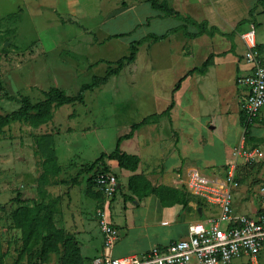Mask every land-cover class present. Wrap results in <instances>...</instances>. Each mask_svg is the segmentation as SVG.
<instances>
[{
	"label": "rangeland",
	"instance_id": "1",
	"mask_svg": "<svg viewBox=\"0 0 264 264\" xmlns=\"http://www.w3.org/2000/svg\"><path fill=\"white\" fill-rule=\"evenodd\" d=\"M133 5V0H0V114L17 110L23 97L34 103L45 99L44 91L52 87L76 95L94 76H103L110 67H116L100 60H119L129 54L131 41L149 32L162 34L181 23L168 17L150 27L134 24L136 19L130 15L137 8L132 9ZM145 7L143 15L157 12L149 5ZM120 32L127 35L112 37ZM207 41L206 37L195 40L184 30L162 40L151 38L139 46L133 63L100 87L87 91L85 104H64L54 110L50 122L39 127L15 121L4 128L0 134V259L4 264L41 262L36 254L40 247L31 254L22 251L21 230L15 228L12 219V212L22 205L16 200L18 192L30 205L53 202L57 227L56 218L58 223H66L64 217L70 212L82 210L88 214V209L72 201L73 185L62 184L61 180L77 174L80 180H88L91 175L83 171L102 152H112L118 138L128 133L133 123L165 108L172 85L185 70L201 66L208 58L209 65H220L222 70L215 74L219 102L229 112L237 108L238 63L227 51H206L200 57L196 50L193 56L194 48L207 46ZM158 119L147 124L158 123ZM158 126L145 132L144 137L150 135L162 145L167 138ZM132 144L123 140L121 148H135ZM53 153L61 167L58 176L41 188L38 180H22L23 170L41 173L44 159ZM76 188L80 198L84 189L80 185ZM120 198L122 193L118 191L115 207ZM69 234L67 242L59 243V251L51 252L41 264L84 263L78 259V237Z\"/></svg>",
	"mask_w": 264,
	"mask_h": 264
},
{
	"label": "crops",
	"instance_id": "2",
	"mask_svg": "<svg viewBox=\"0 0 264 264\" xmlns=\"http://www.w3.org/2000/svg\"><path fill=\"white\" fill-rule=\"evenodd\" d=\"M133 1L132 9L137 8L132 10L130 15L136 19L134 24L146 23L150 27L157 23L158 19L168 17L181 21L179 25L169 28L166 31L168 32L185 23L183 19L166 14L165 9H168L175 10L196 23H205L208 30H214L212 35L203 33L194 37L195 40L206 37L209 41L203 48H194L193 56L196 50L200 51V57L206 51L216 54L227 51L231 54L233 60L238 63L235 90L239 93V102L237 108L231 112L225 104L219 102L221 98L215 88L217 85L215 74L220 72L222 67L215 64H210L204 73L190 74L183 80L181 87L173 91L178 80L189 69L200 67L195 65L185 70L177 80L174 79L176 81L171 88V98L160 111L166 110L174 101L170 116L159 117L158 123L145 124L131 139H127L135 148H121L140 156L141 161L136 173L145 175L153 185L179 188L185 195L186 206L183 203L166 206L156 194L142 200H125L124 195L132 194L128 189V181L134 172L121 169L117 160L105 159V164L116 176L119 175L118 191L122 193L118 207H115L118 191L110 206V220L120 230V235L110 252L115 257L137 256L154 247H166L185 237L190 224L216 218L221 211L220 206L194 194L189 182L191 176L196 175L207 185L224 186L230 165L234 162L238 164L236 177L239 181V186L233 190V207L236 215L259 217L264 214V202L258 194V186L264 183V108L260 118L249 128L250 135L246 138L240 107V98L244 96L245 90L236 83L237 77L247 69L244 60L246 47L241 35L252 26L256 33L258 48L264 58V0H156L159 6L157 8L152 6L150 0ZM146 5L157 12H146L143 15L144 8H148ZM188 31L195 33L198 27L190 23ZM149 34L154 32H149L139 39ZM158 125L164 131L163 136L167 138L162 145L155 143L150 135L148 138L144 137L145 132L148 134L149 130H156ZM239 145L259 147L261 152L257 160L246 165L240 157L237 158L234 149ZM22 174V180L29 178L35 181L41 173L23 170ZM79 185L84 189V194L80 198L76 196L78 190L76 187ZM123 186L125 188L122 190ZM88 188L87 180H80L79 184L73 185L70 190L72 201L79 202L81 207L88 209L90 211L88 214L82 213V210L70 212L64 217L66 223L62 224L58 223L56 218L59 228H63L67 233L73 232L78 237L80 241L78 249L83 264H90L94 258L105 252L103 236L95 216L103 195L101 200L93 198L89 196ZM239 259H245L241 264H264V252L253 258L243 256L234 259L229 264Z\"/></svg>",
	"mask_w": 264,
	"mask_h": 264
},
{
	"label": "built area",
	"instance_id": "3",
	"mask_svg": "<svg viewBox=\"0 0 264 264\" xmlns=\"http://www.w3.org/2000/svg\"><path fill=\"white\" fill-rule=\"evenodd\" d=\"M241 37L246 47L244 60L247 69L237 77L236 83L245 90L240 103L241 114L247 124H253L264 108V58L258 48L254 26ZM260 152L259 147L245 145L234 149V155L246 165L254 163ZM237 165V162L230 165L226 182L220 187L207 185L196 175L191 176V191L220 206L216 218L192 223L185 237L137 256L115 257L110 253L120 235V230L110 220V206L119 183L112 170L99 174L95 188L103 194V200L95 216L103 235L105 252L90 264H229L234 259L253 258L264 252V214L259 217L236 215L233 207V190L239 186ZM258 194L264 202V183L258 186Z\"/></svg>",
	"mask_w": 264,
	"mask_h": 264
},
{
	"label": "trees",
	"instance_id": "4",
	"mask_svg": "<svg viewBox=\"0 0 264 264\" xmlns=\"http://www.w3.org/2000/svg\"><path fill=\"white\" fill-rule=\"evenodd\" d=\"M150 1L152 2V6L154 8L159 7L156 0ZM165 12L168 15H174L180 19H183L185 23L179 26V28L171 29L164 34L154 33L149 34L142 39L133 40L130 43L129 54L123 56L119 60H100L101 62L107 63L109 65L116 64V67H110L103 76H94L91 82L82 85L80 91L76 95H69L64 90L58 87H52L48 91H44L45 99L41 101L34 103L28 97H23L21 100V106L17 110L6 114H0V134L4 132V128L7 125H10L15 121L27 122L32 127H39L50 122L54 118V110L61 107L62 105L73 103L85 104V93L87 91H93L94 89L100 87L102 84L108 82L111 77L118 75L127 64L133 63L136 60L139 46L150 38L162 40L165 39L169 35V33L178 29L184 30L186 34L191 37H197L199 35H202L203 33H208L209 35H212L214 33V30L207 29L205 23H196L189 18L183 17L179 12L175 10L165 9ZM190 23L198 27L197 32L192 33L188 31V26ZM125 35H127V33H117L112 37L120 38ZM209 59L210 58L204 61L200 67H194L190 69L183 77L178 80L173 91L178 90L181 87L183 80L190 74L195 72L204 73L208 68L210 62ZM174 104V101H172L166 110L159 113H152L145 116L141 121L133 123L131 125L130 131L118 138L116 148L112 152H102L101 155L83 171L91 173V176L87 180L89 186V196L100 200L102 199L103 194L101 192L98 191V193H94L93 191L96 183L95 179L99 174L111 170L110 167L105 164V159H113L117 160L118 166L121 169L134 172V174L129 177L128 181V189L132 192V194L124 195L125 200H142L151 194H156L158 197H160L162 203L166 206L174 205L176 203H183L184 206L187 205L185 195L179 188H172L166 185L155 186L145 175L136 173L141 161L140 156L121 149L122 141L125 139H131L134 136L136 130H138L148 122L155 121L161 116H170V112L174 107ZM241 118L243 125L246 128L245 136L246 138H248L250 135L249 128L252 126V124H247L245 122V117L243 114H241ZM42 168L43 171L37 179L39 188L47 185L52 177L58 176L61 167L58 163L57 154L53 153L45 158L42 163ZM94 170L98 171L94 173ZM79 173H81V171ZM79 177V174H77L70 179H62L61 183L76 185L80 182ZM21 195V192H18L16 200L22 205L18 206L12 212V219L15 228L21 230L22 251L24 254H31L34 253L33 251L37 247H40L36 251V254L38 259L43 262V260H45L51 252L59 251V243L64 241L67 242L70 234L67 233L63 228H59L56 226L55 214L52 206L53 202H39L30 205L27 204V200H22ZM79 258L80 260H82V258L80 257V252L78 259ZM0 264H4L2 259H0Z\"/></svg>",
	"mask_w": 264,
	"mask_h": 264
}]
</instances>
